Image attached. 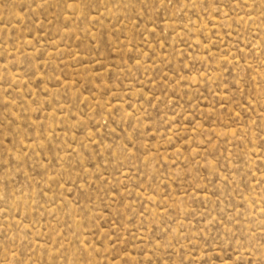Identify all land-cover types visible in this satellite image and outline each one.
<instances>
[{"label": "rangeland", "instance_id": "1", "mask_svg": "<svg viewBox=\"0 0 264 264\" xmlns=\"http://www.w3.org/2000/svg\"><path fill=\"white\" fill-rule=\"evenodd\" d=\"M0 264H264V0H0Z\"/></svg>", "mask_w": 264, "mask_h": 264}]
</instances>
